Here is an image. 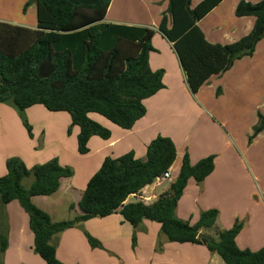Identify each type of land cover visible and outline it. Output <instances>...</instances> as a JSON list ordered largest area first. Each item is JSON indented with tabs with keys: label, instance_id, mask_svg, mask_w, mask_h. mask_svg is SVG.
Returning <instances> with one entry per match:
<instances>
[{
	"label": "trees",
	"instance_id": "16d2710c",
	"mask_svg": "<svg viewBox=\"0 0 264 264\" xmlns=\"http://www.w3.org/2000/svg\"><path fill=\"white\" fill-rule=\"evenodd\" d=\"M167 1L157 31L172 45L193 95L210 78L229 71L235 61L251 57L264 38V0L237 4L236 17H253L255 21L248 34L229 44L209 43L198 26L222 0H202L195 6L193 0ZM32 3L36 7V29L0 21V104H8L17 112L29 137L32 134L26 109L41 105L49 112L67 113L71 126L79 129L77 153L84 156L89 152L91 137L107 140L111 135L91 120L90 114L129 131L146 114L143 102L164 88V72L149 67L155 30L106 23L110 0H29L23 12ZM258 118L254 136L264 130V114L258 113ZM175 159L173 141L161 136L147 145L145 161L136 159L133 152L105 158L77 203L80 213L72 220L53 222L32 203V198L55 194L61 179L73 176L72 169L61 166L55 158L30 169L19 158H10L5 163L6 175L0 177V203L20 204L34 236L33 251L45 264H64L50 243L54 236L114 214L133 228L144 220L155 222L169 242L205 246L224 264H264V249L251 251L237 246L243 222L236 220L230 229L218 230L217 209L202 211L195 224L175 215L188 182L201 185L213 172L214 155L191 164L185 154L167 192L149 205L140 200L127 203L130 196H138L168 172ZM29 177L33 182L25 188L22 181ZM200 233L205 237L199 238ZM88 242L102 248L90 237ZM6 246L2 237L0 254Z\"/></svg>",
	"mask_w": 264,
	"mask_h": 264
},
{
	"label": "crops",
	"instance_id": "0c3cea01",
	"mask_svg": "<svg viewBox=\"0 0 264 264\" xmlns=\"http://www.w3.org/2000/svg\"><path fill=\"white\" fill-rule=\"evenodd\" d=\"M28 1L20 0L19 4L23 5ZM201 1L193 0V6ZM240 1L242 0H222L199 21L198 26L209 43L229 44L252 29L255 21L253 17L238 18L234 14ZM244 1L255 4L260 0ZM167 8V0H110L104 18L106 23L155 30L151 43L154 52L149 55V67L152 71L164 72V88L143 102L145 116L138 120L131 130L126 131L99 115L90 114L89 118L108 129L111 135L107 140L91 137L87 144L88 154L81 156L77 153L76 141L79 129L71 126L67 113L49 112L41 105L26 109L24 114L32 134L29 137L17 112L10 105L2 103L0 177L6 175L5 163L10 158H19L29 169L54 158L61 166L71 168L73 176L61 179L55 194L32 198L36 207L46 212L53 222H57L53 213L65 204L69 207L74 205V215L80 213L77 203L88 181L98 171L105 158L115 159L133 152L136 159L145 161L147 145L158 136L166 137L173 141L176 148V159L169 169L171 179L144 188L138 195L149 198L144 203L149 205L159 195L168 191L171 182L178 176L185 154H188L191 164L214 155V170L205 181L200 186L193 180L188 182L177 204L176 217L195 224L202 211L217 209L219 215L216 229L227 230L236 220L241 221L243 228L236 238L237 246L251 251L264 249V191L259 183L264 180V158H246L240 147L242 145L244 148H250L257 142L264 145V131L249 142L248 138L252 132L246 131L241 135L233 129L232 135L225 118L227 115L245 114L247 110L257 113L261 106L258 105V100L264 98V38L257 44L251 57L235 61L229 71L210 78L193 95L188 89L172 45L157 31ZM32 11L36 13L33 3L25 12L22 9L26 17L10 24L36 29V15L34 18ZM224 101L228 105L233 102V106L227 108V113L223 107ZM69 128L70 133H67ZM25 180L22 184L29 188L31 185L26 187ZM138 200L137 196H130L127 203ZM49 202L53 203L54 209L48 208ZM112 216L118 217L116 223L119 226L129 225L119 214L107 218ZM139 226L145 227L147 236L143 240V237L140 238L135 248L131 247L129 242L109 237L108 226L107 235L105 238H98L99 243L107 249L109 248L106 243L114 247L110 255H117L118 251L129 249L134 258H138L143 245L142 251L150 253L149 260L163 261L162 264H224L217 254H211L205 246L169 242L163 237L165 235L159 234L161 231L155 228L151 221L144 220ZM65 232L54 236L50 243L56 248L58 260L69 264L63 256L68 254L77 261L81 258L82 251L79 240L68 237ZM210 232L212 233H206L210 235ZM2 237L7 243L5 252L0 254L2 264H45L33 251L34 236L29 228L28 216L17 201L7 205L0 203V239ZM119 244L121 245L118 247ZM97 257L93 256L91 259ZM102 259L103 262L99 264H111L108 257ZM80 260L83 264H91L88 260Z\"/></svg>",
	"mask_w": 264,
	"mask_h": 264
},
{
	"label": "rangeland",
	"instance_id": "374dc122",
	"mask_svg": "<svg viewBox=\"0 0 264 264\" xmlns=\"http://www.w3.org/2000/svg\"><path fill=\"white\" fill-rule=\"evenodd\" d=\"M19 1L20 0H0V21L10 24V22H14L15 20L20 21L22 20V17H26L24 16V13L22 12V9L25 4L20 5ZM35 15L36 13L32 11V16L34 18H35ZM27 17H29V13ZM219 94H220V91L218 90L217 95ZM230 104L231 105H228V103L224 101L223 107L226 110V113L229 110L227 108H231L233 106V102H231ZM258 105H261V106L258 108L257 113L247 110V113L245 114L240 113L237 116L227 115L225 117L227 119V124H228L227 128L229 129L231 134L233 132L232 131L233 129H236V131L240 133L241 135L244 134L246 131L252 132L251 136H249L248 138L249 142L258 135L257 134L256 136H254L253 134H254L255 127L259 124L258 113H261V112L264 113V98L258 100ZM240 147H241L243 154L246 156V158H249V159L250 158H253V159L264 158V145L261 144L260 142H257L255 145H253L250 148H244L242 145H240ZM32 182H33L32 177L26 178V180L24 181V185L28 187L32 184ZM259 183H260V187L264 191V180H261ZM48 208L50 210L54 209L52 202H49ZM53 216H54V219L58 221H69V220H72L75 215L73 211L70 210V207L65 204L64 206L57 209V211L53 213ZM117 220H118L117 216H112L110 218H107L106 220L94 219V220H90L87 223L78 225L72 229L66 230L65 233H67L66 235L68 237L74 238L75 240L77 239L79 240L78 244L82 252H80L81 258H79L77 261L73 258V256L65 254L63 256L65 262L69 264H83L82 261L80 260L82 259L84 262L88 260L91 264H99L103 262L102 258L108 257L109 258L108 262H110L111 264H162L163 261L161 262L150 261L149 260L151 258L150 253L145 250L142 251L143 245L139 252V255L137 256L138 258H134L135 256L133 255V252L130 251L129 249L118 251L117 255H110L112 254L111 249H114V247L110 243H106V246L109 249H107L104 245L102 246V243H100L102 248L92 247L89 244L88 237L96 240L97 242H99L98 238H105V236L107 235L106 226H108V231L110 230V232L108 233L109 237H112L113 239H119V241H122V242H129L131 244V247L133 248L137 246L140 238L143 237L142 238L143 240L147 236V231L145 230L144 226H138L137 228H132L129 225H126L125 227L124 226L121 227L119 226V224L116 223ZM151 223L154 225L155 228L161 231L158 224L153 223V222ZM159 234L163 236L162 232H159ZM210 234H213V232L212 233L210 232ZM65 240H66V236H65V239H63V244L65 243ZM120 245L121 244H119L118 247ZM93 256H98V257L97 259L93 260L91 259L93 258Z\"/></svg>",
	"mask_w": 264,
	"mask_h": 264
},
{
	"label": "built area",
	"instance_id": "2783aa9c",
	"mask_svg": "<svg viewBox=\"0 0 264 264\" xmlns=\"http://www.w3.org/2000/svg\"><path fill=\"white\" fill-rule=\"evenodd\" d=\"M171 178H170V174H169V171L164 173L161 177L157 178L155 181H154V184L155 185H159L161 184L162 182L164 181H169ZM137 198L140 200V201H143L145 202V200H148L149 198H146V197H141V196H137Z\"/></svg>",
	"mask_w": 264,
	"mask_h": 264
},
{
	"label": "water",
	"instance_id": "95a60500",
	"mask_svg": "<svg viewBox=\"0 0 264 264\" xmlns=\"http://www.w3.org/2000/svg\"><path fill=\"white\" fill-rule=\"evenodd\" d=\"M198 237H199V238H204V237H205V235H204V234H202V233H200V234L198 235Z\"/></svg>",
	"mask_w": 264,
	"mask_h": 264
}]
</instances>
